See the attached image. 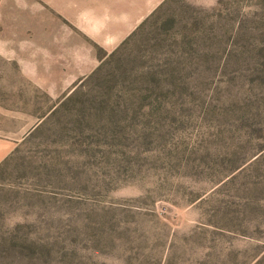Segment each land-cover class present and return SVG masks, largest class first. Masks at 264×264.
<instances>
[{
    "label": "rangeland",
    "instance_id": "1",
    "mask_svg": "<svg viewBox=\"0 0 264 264\" xmlns=\"http://www.w3.org/2000/svg\"><path fill=\"white\" fill-rule=\"evenodd\" d=\"M134 1L0 0V264H264V0Z\"/></svg>",
    "mask_w": 264,
    "mask_h": 264
},
{
    "label": "crops",
    "instance_id": "2",
    "mask_svg": "<svg viewBox=\"0 0 264 264\" xmlns=\"http://www.w3.org/2000/svg\"><path fill=\"white\" fill-rule=\"evenodd\" d=\"M160 0H147L145 3H139L136 1L130 3L131 9H129L123 18L121 19V26L117 29L126 30L127 32L116 34L112 36L115 38L113 41L105 43V47L111 50L113 49L119 41L116 40L117 37H125L135 26L140 23L147 14H149L158 4ZM129 4V5H130ZM123 14V13H122ZM107 40V39H106ZM16 105H0V163L10 154V152L15 148L17 142L25 135L26 131H21L16 127ZM22 123L21 125H23Z\"/></svg>",
    "mask_w": 264,
    "mask_h": 264
}]
</instances>
